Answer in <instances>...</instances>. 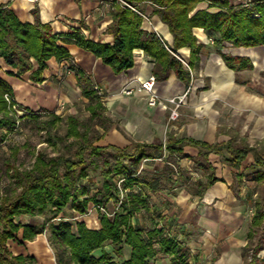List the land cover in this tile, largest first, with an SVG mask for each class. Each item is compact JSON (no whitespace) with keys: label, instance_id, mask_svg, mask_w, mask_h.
<instances>
[{"label":"crops","instance_id":"0c3cea01","mask_svg":"<svg viewBox=\"0 0 264 264\" xmlns=\"http://www.w3.org/2000/svg\"><path fill=\"white\" fill-rule=\"evenodd\" d=\"M251 1L230 0V5L246 6ZM0 3L5 4L23 23L34 24L37 14L42 24L50 25L53 33L60 36L59 44L69 51L70 58L78 65V69H72L62 78L58 75L61 61L53 57L47 62L42 82H34L30 79L32 72L17 75L16 70L0 57V79L11 87L13 96L23 107L57 112L87 99L78 85L79 71L101 87L102 95L99 96L103 104L118 118V121L112 119L113 128L108 131L115 141L104 146L131 149L133 142L163 144L169 136L222 147L245 140L252 150L239 169L232 166L223 154L209 155L218 180L209 186L202 197L192 194L179 176H191L192 182L197 179L205 181L203 173L194 171L191 159H182L180 175L172 174L166 179H158L150 183L151 187L145 188L150 203L157 207L156 214L143 211L133 218L132 223L138 228H153L155 217H163L164 221L160 223L166 225L169 233L175 235L192 253L193 257L189 260L192 264H248L256 247L259 264H264V222L255 226L249 213V209L253 212L259 196L255 188L261 184L250 178H243L240 185L236 182L238 173L253 174L258 170L255 157L264 150V44L250 47H235L231 42L216 44L214 39L219 33L193 28L196 44L200 48L190 69L189 83H184L174 72L165 81L156 80L155 91L163 103L150 107L148 93H139L136 89L140 82L154 76L151 56L143 49L135 48L134 65L115 74L111 66L73 39L74 35L79 34L85 40L112 45L114 36L109 27L113 21V7L119 4L109 0H0ZM135 5L138 13L145 16H142V29L157 34L171 49L174 45L173 35L155 11L159 6L151 1H137ZM197 11L216 13L220 9L209 7L207 1H202L189 17ZM176 53L190 64V47H181ZM36 68L35 63L34 70ZM126 88H131L132 93L124 92ZM181 95L186 96L178 109V118L168 120L169 105L165 100ZM118 128L122 131H118ZM108 132L102 140L106 139ZM184 152L196 157L199 149L187 145ZM224 153L229 155L226 151ZM167 156L166 153L155 161H149L154 162L156 167L146 168L145 171L151 175L165 176L166 169L171 165ZM194 174L197 175L195 179L192 178ZM86 216L73 219L87 226L81 220ZM94 223L93 227H87L99 230L100 218ZM13 241L12 246L15 247L9 248L13 254H30L40 264H57L54 249L50 248L42 233L33 241L24 240L21 228ZM109 247L105 249L111 252L112 248ZM130 253L131 248L125 246L126 259ZM93 255L99 257L101 249ZM150 264H171V259L159 253L150 260Z\"/></svg>","mask_w":264,"mask_h":264},{"label":"trees","instance_id":"16d2710c","mask_svg":"<svg viewBox=\"0 0 264 264\" xmlns=\"http://www.w3.org/2000/svg\"><path fill=\"white\" fill-rule=\"evenodd\" d=\"M127 1L134 6L137 1H151L159 6L155 11L173 35L174 45L171 51L176 53L184 46L191 48L190 69L200 48L192 31L195 27L212 34L219 33L214 39L216 44L231 42L235 47L264 44V1L252 0L246 6H231L230 0ZM202 1H207L209 7H217L220 11H197L189 17L190 12ZM136 10H139L137 6ZM112 20L109 27L114 36L112 45L94 43L79 34L74 35L73 39L111 66L115 74L134 65L133 50L140 48L153 58L156 80L165 81L174 72L184 83H189L190 71L157 34L142 29L143 17L138 11L115 5ZM59 41L60 36L53 33L50 25L42 24L37 14L34 24L23 23L5 4L0 3V57L16 70L17 75L32 72L30 79L42 82L48 60L53 57L58 61L70 58L69 51ZM35 63L37 68L34 70ZM78 85L82 95L88 99L87 109L91 117L103 119L101 111H105L106 107L93 89L91 81L79 71ZM6 94L13 97L11 87L0 79V136H4L2 130H13L16 123V119L9 114L8 103L4 98ZM38 118L39 116L33 117L36 120ZM59 119L54 115L46 124L51 129ZM104 120V132L88 136L80 133L77 130L78 121L71 119L74 126L71 132L76 136V148L72 157L39 154L32 169L15 171L13 176L20 190L11 196L6 195L0 202V264H36L34 256L15 255L7 245L21 228L23 239L30 241L49 229L48 240L53 246L57 264H150V260L159 253L169 256L171 264H192L189 261L193 257L192 253L175 235L169 233L166 225L160 223L164 221L160 215L155 217L156 224L153 228H138L133 225L132 220L139 213L157 212V207L150 203L145 188L151 187L150 183L158 179H166L172 174L180 175L181 160L188 158L194 162V171L203 173L205 181L197 179L192 182L188 175H180L179 179L192 194L202 197L209 186L218 180L209 159L211 153L223 154L232 166L239 169L252 148L245 140L222 147L172 136L163 144L133 142L131 151L113 145L98 146L95 143L102 140L114 124L108 117ZM187 145L198 148V156L186 155L184 147ZM224 151L229 155L226 156ZM166 153L171 167L166 169L165 176L151 175L141 168L144 162L155 161ZM255 167L258 170L253 174L238 173L236 182L240 185L243 178H250L263 184L251 216L253 224L259 226L264 222V150L256 154ZM90 172H98L103 183L96 193L88 196V189L81 180L87 178ZM90 203L97 207L100 214L99 230L90 229L84 222L66 217L67 210L87 215ZM109 204L113 206L112 211L109 210ZM34 212L45 216L46 222L42 227L15 222L17 216ZM60 214L65 216H59ZM107 245H111V252L105 249ZM125 246L131 248L127 259L124 257ZM98 249H101V255L95 257L93 253ZM257 251L258 247L253 249L252 260L248 264H259Z\"/></svg>","mask_w":264,"mask_h":264},{"label":"rangeland","instance_id":"374dc122","mask_svg":"<svg viewBox=\"0 0 264 264\" xmlns=\"http://www.w3.org/2000/svg\"><path fill=\"white\" fill-rule=\"evenodd\" d=\"M4 98L6 99L5 96ZM7 103L9 114L16 119V123L13 130H2L4 136H0V202L6 195L11 196L20 190L13 176L15 171L32 169L39 154H44L48 157L56 155H63L65 157L73 156L76 148V136L74 132H71L74 128L71 119L78 121L77 130L80 133H86L88 136L102 134L104 132L102 125L105 122V117L118 121V118L112 115V110L108 108H106L105 111H101V115L104 117L103 119L92 118L90 111L87 109L88 99L77 101L71 107L62 108L61 111L57 112L31 110L20 105L16 99L14 102L7 101ZM104 106L106 107L105 104ZM173 108L174 107L171 105L168 106V120L171 119ZM54 115L58 116L60 119L56 122L54 121L55 123L50 129L46 122L52 120ZM34 116H39V118L37 120L33 119ZM178 116L171 120H176ZM112 128L113 127L110 128L109 132L112 131ZM118 131L122 130L118 128ZM109 132L106 139L96 142L95 144L104 146L107 143L115 141L113 135ZM128 150L131 151L132 149ZM157 163L159 164L160 162ZM151 167H156L154 162H144V169H149ZM192 178H197V175L194 174ZM81 183H84V186L88 189V196H91L102 186L103 178L98 172H90V175L81 180ZM262 187L263 184H261L259 188L256 187L255 191L260 194ZM89 208L90 212L85 218L81 217V220L85 221L88 227H93L95 224L94 222L99 220L100 214L97 207H94L92 203L89 204ZM109 210H113L112 204H109ZM101 212H104V210H101ZM249 213L252 214V209H249ZM59 216L65 215L60 214ZM66 217L80 218V215L74 211L67 210ZM72 218H70V220H72ZM45 219V216L41 215L39 212H34L33 214H22L17 216L15 222L21 225L25 223L27 225L42 227L46 222ZM42 234L46 236L48 240L50 230L46 229ZM17 235L18 234L7 242L9 248L10 246L11 248L15 247L12 245L15 243L13 240L17 239ZM48 244L51 246L50 248H53L49 240ZM107 246H110L109 249L112 248L111 245ZM124 257H126V255ZM124 257L121 258V260L124 259ZM37 263H39V261H37L36 264Z\"/></svg>","mask_w":264,"mask_h":264},{"label":"built area","instance_id":"2783aa9c","mask_svg":"<svg viewBox=\"0 0 264 264\" xmlns=\"http://www.w3.org/2000/svg\"><path fill=\"white\" fill-rule=\"evenodd\" d=\"M109 1L112 2V3H115V4H119L122 7H127V8H130L132 10L137 11L136 7L134 5L128 3L126 0H109ZM143 17L145 18V16H143ZM212 42H213V40H212ZM167 48L171 51V49L169 47H167ZM171 52L173 53L174 56H176L178 59H180L182 61V63L185 65V67L189 71H191L190 67H189V63H187L186 61L182 60L178 56L177 53H174L173 51H171ZM72 69H78V65L76 64V62L73 59H71V58L63 59L61 61V67H60V71H59L58 75L63 78ZM91 84H92L93 89L96 91V93L98 95H102L101 87L98 86L94 82H91ZM155 84H156V78L154 76H151L147 80L140 82L139 86L136 89L139 93H141V92L148 93V95H149L148 96V105L150 107H155L158 104L163 103L162 99L160 98V96L155 91ZM124 92H126L127 94H131L132 93V89L131 88H128V89L126 88V89H124ZM185 96L186 95H181V96H178V97H171V98H168V99L165 100V103L167 105H171V106L174 107L173 111H172V114H171V119H175L178 116V109L181 106V104L183 103ZM5 97H6V100L8 102H14L15 101V99L10 94H6ZM141 168H143V165H142ZM120 182H121V180H120Z\"/></svg>","mask_w":264,"mask_h":264}]
</instances>
